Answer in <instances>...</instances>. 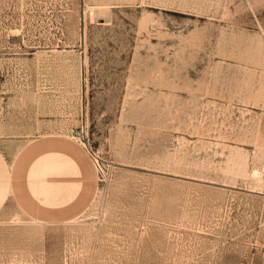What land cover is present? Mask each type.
<instances>
[{
    "label": "rangeland",
    "instance_id": "rangeland-1",
    "mask_svg": "<svg viewBox=\"0 0 264 264\" xmlns=\"http://www.w3.org/2000/svg\"><path fill=\"white\" fill-rule=\"evenodd\" d=\"M0 264H264V0H0Z\"/></svg>",
    "mask_w": 264,
    "mask_h": 264
}]
</instances>
